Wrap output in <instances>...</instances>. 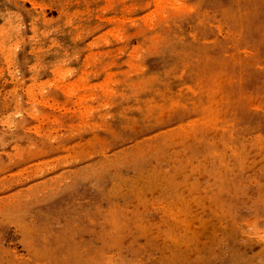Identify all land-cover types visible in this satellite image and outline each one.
Here are the masks:
<instances>
[{"label": "rangeland", "instance_id": "rangeland-1", "mask_svg": "<svg viewBox=\"0 0 264 264\" xmlns=\"http://www.w3.org/2000/svg\"><path fill=\"white\" fill-rule=\"evenodd\" d=\"M73 1L0 0V264H264V0ZM208 46L221 114H132Z\"/></svg>", "mask_w": 264, "mask_h": 264}, {"label": "bare ground", "instance_id": "bare-ground-1", "mask_svg": "<svg viewBox=\"0 0 264 264\" xmlns=\"http://www.w3.org/2000/svg\"><path fill=\"white\" fill-rule=\"evenodd\" d=\"M179 6H181V5H179V0H146V5H145L146 11L154 7L153 10L150 11L148 14H146L147 12L145 13V22H143L142 24L133 25L132 22L129 21L131 24V26L130 25L129 26H130V28H132V26H135V27H139L140 29L141 28L142 29L148 28L151 30V29H153V24L156 23L160 18H162V16L170 8H175L176 10H178ZM193 23H196V22L194 21ZM142 29H141V31H142ZM142 39L145 40V38H142ZM185 43H187V41ZM189 43H191V42L189 41ZM201 44H202V48H203L205 41H203ZM191 50H193V52H195L197 50V48H195V45L191 46ZM210 50H211V48L209 46L205 50L202 49L201 51L203 53V56L200 60L198 57H196V55H192L190 52L188 54L187 51L180 52V55L176 61H172L170 55H167L168 59L166 57H163L159 61L158 67L160 69L159 73H161V74H159V75H160L161 79H162V76L166 78V81H167L166 86L164 88H156V87L155 88L151 87L150 89L148 88L149 90L145 92L141 101L139 99L137 108H134L136 110L135 111L136 113H132V114L137 115L140 112H145V110L146 111L149 109L152 110L154 108H157V109L166 108L168 105L171 104V100H172V104H176V107H178L177 105L180 103L181 107L186 106V108H187L186 109L187 114H188L187 117L183 116L184 117L183 118L180 116L182 119L180 118L181 120L176 121V123L179 125L187 126V125H190L192 122V124L194 125L195 122L193 123V121L195 120V117L196 118H198V117L202 118L204 116H209V115H212L214 113V112H211V109L209 108V102H210V98H211L212 94H214L216 96V99H217L216 104H217L218 108H217L216 112H220L222 110L224 104H226V102H227V100L224 98L225 87H226L225 81L223 78H221L220 83L211 84V82L209 83V81H208V78H210V77H206V80H204V78L202 76L204 73L216 72L214 66L211 65L212 63H209L208 60H211L213 57L223 58V56L220 55L219 53L210 52ZM177 61H178V63L179 62H181V63L185 62L184 64L187 66L185 72H182L183 70L179 68ZM161 65H164L163 69L160 68ZM224 65H226V64H224ZM210 68H212V69L209 70ZM216 69H217L216 75L222 76L223 73L227 72V71H223L224 70L223 66H217ZM146 72L149 73V71L147 69H145V74H146ZM110 76H111V74H110ZM61 78H63V77H61ZM69 88H67V90H69ZM104 90H105V88H104ZM67 93H71V92H67ZM196 98H197V101L199 100V105H200V107H198V110H197L198 114H200L199 116H195V106H197L196 105ZM135 102H136V100H135ZM184 114H186V113H184ZM220 114H221V112H220ZM116 116H117V114H116ZM186 222H187V220H186Z\"/></svg>", "mask_w": 264, "mask_h": 264}]
</instances>
